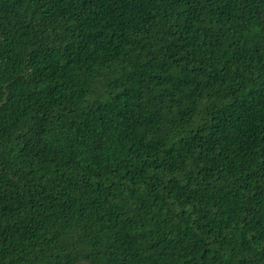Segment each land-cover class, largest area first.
Returning <instances> with one entry per match:
<instances>
[{
	"label": "trees",
	"instance_id": "16d2710c",
	"mask_svg": "<svg viewBox=\"0 0 264 264\" xmlns=\"http://www.w3.org/2000/svg\"><path fill=\"white\" fill-rule=\"evenodd\" d=\"M0 264H264V0H0Z\"/></svg>",
	"mask_w": 264,
	"mask_h": 264
}]
</instances>
